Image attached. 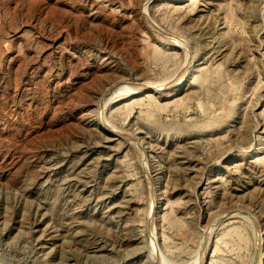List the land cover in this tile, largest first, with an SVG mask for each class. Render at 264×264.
<instances>
[{"label": "rangeland", "instance_id": "374dc122", "mask_svg": "<svg viewBox=\"0 0 264 264\" xmlns=\"http://www.w3.org/2000/svg\"><path fill=\"white\" fill-rule=\"evenodd\" d=\"M147 2L0 0V264H254L264 0Z\"/></svg>", "mask_w": 264, "mask_h": 264}, {"label": "bare ground", "instance_id": "6f19581e", "mask_svg": "<svg viewBox=\"0 0 264 264\" xmlns=\"http://www.w3.org/2000/svg\"><path fill=\"white\" fill-rule=\"evenodd\" d=\"M148 1V0H147ZM146 0H145V2L146 3H148ZM173 1H175V2H180V1H185V0H173ZM145 3V4H146ZM149 4V3H148ZM142 5V4H141ZM143 6V5H142ZM146 6V5H145ZM148 6V5H147ZM142 8V7H141ZM146 8L147 7H145V8H143V10H146ZM147 12V11H146ZM142 13V12H141ZM176 40H179V39H176ZM178 42V41H177ZM178 43H180V42H178ZM186 57V56H185ZM185 60V59H184ZM186 61H187V59H186ZM184 63H185V61H183ZM186 64V63H185ZM189 66V65H188ZM184 68V67H183ZM174 76V75H173ZM172 78V77H171ZM180 78V77H179ZM166 81H169V79L168 80H166ZM165 81V82H166ZM176 81V80H175ZM182 81V80H181ZM161 82V81H160ZM160 82H158V83H160ZM162 82H164V80L162 81ZM161 82V83H162ZM178 82V81H177ZM176 82V83H177ZM116 83V82H115ZM119 82H117V84H118ZM122 83H123V81H122ZM147 83H149V84H147ZM147 83H145V84H147V85H151L150 83L151 82H147ZM158 83H154V85L155 84H158ZM120 84V83H119ZM114 85H116V84H114ZM153 85V86H154ZM158 85H164L163 83L162 84H158ZM117 86V85H116ZM120 85H118V87H119ZM123 86V85H122ZM125 86V85H124ZM156 86V85H155ZM109 87H111V86H109ZM127 87V86H126ZM108 88V87H107ZM107 88H106V90H107ZM112 88V87H111ZM138 88V87H137ZM136 88V89H137ZM114 89H116V87L115 88H113V90ZM121 89V88H120ZM123 89V88H122ZM129 89H131V88H129L128 87V90ZM134 89V88H133ZM109 90H110V88H109ZM119 90V89H118ZM117 90V91H118ZM123 90H126V89H123ZM132 90V89H131ZM106 92H108V91H106ZM110 92V91H109ZM116 92V90L113 92V93H115ZM156 92H158V91H156ZM111 93V92H110ZM110 93H107V96H108V94H110ZM113 93H111V94H113ZM120 93V92H119ZM119 93H118V95H119ZM128 93H129V91H128ZM110 96V95H109ZM101 97L102 98H99V104H101V107L102 106H106V105H109L108 103L111 101V103H112V99H114V96H112V97H109V98H105L106 97V95L103 97L102 95H101ZM116 98V97H115ZM117 99V98H116ZM98 103H97V105H98ZM96 105V106H97ZM100 106V105H99ZM103 107V108H104ZM97 109V108H96ZM101 109V108H100ZM98 112H99V110H98ZM102 112V109H101V111H100V113ZM104 113V112H103ZM97 114V113H96ZM100 115H103V114H100ZM104 115H105V113H104ZM80 116V115H79ZM78 116V117H79ZM81 117V116H80ZM83 117V116H82ZM83 118H85V117H83ZM96 118V116L94 117V118H92V119H90L89 121H88V123L89 124H91V125H94L95 126V128L97 127L98 128V126L100 127L101 126V122L97 119H95ZM105 118V117H104ZM103 119V118H102ZM80 121H81V118H80ZM105 121V120H104ZM108 121V120H107ZM107 121H106V123H107ZM104 124H105V122H104ZM103 125V124H102ZM108 126H110L109 125V123H108ZM112 126V125H111ZM102 127H104V126H102ZM104 128H106V127H104ZM109 128H111V127H109ZM113 130H114V127H113ZM108 131V130H107ZM113 132V131H112ZM112 132H110V133H112ZM138 138V145L140 146V148L143 150L142 152L143 153H145L146 155H147V157H150V151L146 148V146H145V142H143V140H141V137H137ZM136 141V140H135ZM140 149V150H141ZM159 167H160V165H158ZM146 171V170H145ZM152 189H154V190H156V195H158V194H161V191H162V181H152L151 180V186H150ZM150 190V189H149ZM155 195V194H154ZM151 196V195H150ZM158 197V196H157ZM150 198H152V197H150ZM153 199V198H152ZM150 201H152L151 199H150ZM153 202V201H152ZM151 203V202H150ZM160 203V202H159ZM152 204V203H151ZM153 204H154V202H153ZM150 205V204H149ZM155 206L157 205V203H155L154 204ZM161 205V204H160ZM153 206V205H152ZM151 206V207H152ZM159 206V205H158ZM150 207V206H149ZM149 208L148 209V213H149V210L150 209H153V207L152 208ZM158 208V207H157ZM243 208V207H242ZM244 209V208H243ZM247 209V208H246ZM241 210V209H240ZM154 211V210H153ZM158 211V210H157ZM244 212V211H243ZM156 213V212H155ZM234 213V212H233ZM246 213V212H245ZM150 214V213H149ZM238 214V213H237ZM224 217H226L225 219H228V218H231V217H233L234 216V214H232V213H226V214H222ZM235 215H236V212H235ZM241 215V214H240ZM250 215H253V214H251L250 213ZM151 216V215H150ZM153 216V215H152ZM221 216V215H220ZM223 216H221V217H223ZM237 216V215H236ZM246 216V215H245ZM248 217V216H247ZM253 218V217H252ZM255 218V217H254ZM253 218V219H254ZM257 218V217H256ZM256 218H255V220H256ZM152 219V218H151ZM154 216H153V221H154ZM249 219V218H248ZM152 221V220H151ZM155 221H156V219H155ZM248 221H251L250 219L248 220ZM258 222V221H257ZM153 223V222H152ZM152 223L150 222V224L152 225ZM251 223H252V221H251ZM253 224V223H252ZM251 224V225H252ZM150 225V229L152 228V230L154 231V227H155V225H153L154 227H152ZM254 225H255V223H254ZM258 225V224H257ZM260 225V224H259ZM256 227V226H255ZM260 227V226H259ZM253 230H254V227L252 228ZM256 229V228H255ZM260 230V229H259ZM262 230V229H261ZM263 231V230H262ZM255 232V231H254ZM256 232H258V231H256ZM155 233H156V231H155ZM259 234V233H258ZM257 234V235H258ZM148 235V234H147ZM155 235H157V233L155 234ZM253 235H254V233H253ZM257 235H255V236H257ZM260 235H262V232H261V234ZM158 236V235H157ZM157 236H156V238H157ZM260 237V236H259ZM202 238V237H201ZM257 238H258V236L255 238L256 240H257ZM261 238V237H260ZM259 239V238H258ZM201 240V239H200ZM199 240V243H201V246H203V241H200ZM202 240H203V238H202ZM151 243V242H150ZM254 243H255V245H256V255H255V262L254 261H252L254 264H264V239L263 240H261V241H258V242H256V241H254ZM152 244V243H151ZM158 244V243H157ZM152 246H155V245H153L152 244ZM200 246V245H199ZM156 247V246H155ZM160 247V246H159ZM151 249H152V247H151ZM153 249H154V247H153ZM156 249V248H155ZM154 249V250H155ZM200 249H202V248H200ZM199 249V250H200ZM154 250H152V251H154ZM204 250V249H203ZM206 250H207V246H206ZM198 252H200V251H198ZM255 253V252H254ZM154 254V253H153ZM198 255H201V254H198ZM198 255H197V257H196V259L198 258ZM153 257V256H152ZM155 257V256H154ZM160 257H161V255H160ZM206 257V256H205ZM195 258V257H194ZM202 257L200 256V259H201ZM199 259V260H200ZM195 260V259H194ZM194 260H192V261H194ZM198 260V259H197ZM197 260H195V261H197ZM206 259L204 258V261H205ZM164 261H165V259H164ZM195 261L194 262H192V263H195ZM203 262V261H202ZM206 262V261H205ZM164 264H167L166 262L164 263ZM195 264H197V262L195 263ZM199 264V263H198Z\"/></svg>", "mask_w": 264, "mask_h": 264}, {"label": "water", "instance_id": "95a60500", "mask_svg": "<svg viewBox=\"0 0 264 264\" xmlns=\"http://www.w3.org/2000/svg\"><path fill=\"white\" fill-rule=\"evenodd\" d=\"M142 16L144 17V19H145L146 21H149V20H150L149 17H148V14H147L146 12L142 13ZM160 34H161L162 36H164V37H168V39L170 38V36H168V35H166V34H164V33H161V32H160ZM171 39L176 40L175 38H171ZM185 70H186L185 68L181 69V71H179L177 77H178V76H181V74H183V73L185 72ZM171 82H172V81H171ZM171 82L165 84V85L162 86L161 88H155V87H153V86H146V85H144L143 83H140V84L138 85V87H139V89H141V90H143V91H146V92H153V93H155L156 91H158V90H160V89H165V88L167 87V85L170 84ZM226 217H227V216H226ZM226 217H225V218H226ZM225 218H224V219H225ZM224 219H223V220H224ZM147 234H148V238H149L150 242H152L154 245H156V241H155V239H154V236H153V234H152V232H151V229H150V226H149V225H147ZM156 246H157V245H156Z\"/></svg>", "mask_w": 264, "mask_h": 264}]
</instances>
